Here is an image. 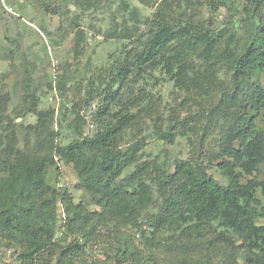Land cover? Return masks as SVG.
Instances as JSON below:
<instances>
[{
	"label": "rangeland",
	"instance_id": "374dc122",
	"mask_svg": "<svg viewBox=\"0 0 264 264\" xmlns=\"http://www.w3.org/2000/svg\"><path fill=\"white\" fill-rule=\"evenodd\" d=\"M162 1L0 0V211L5 210L0 214V264H29L35 245L53 253L42 264H248L238 236L229 246L209 232L190 237L160 227L155 217L164 195L175 193L184 180L176 172L178 160L228 185L231 179L218 164L226 159L221 150L232 128L253 115L264 130V107L254 97L264 88V65L251 51V45L264 42V0H191L188 11L180 0L175 16L191 14L210 32L230 38L219 43L222 84L217 90H182L158 70L129 78L136 95L145 90L156 102L164 129L173 127L172 140L162 139L155 131L156 115L144 117L120 142L122 151L140 150L117 182L129 195L136 179L150 184V205L141 206L132 195L129 212H109L56 149L81 142L90 156L101 152L94 138L113 120L99 112L105 89L118 87L112 74L148 36ZM107 107L111 114L118 110L116 104ZM250 178L244 175L241 181ZM257 196L264 206L260 189ZM71 205L91 215L89 228L97 235L70 230L66 208ZM259 213L257 223L264 224L261 207ZM70 242L84 246L74 261L54 246Z\"/></svg>",
	"mask_w": 264,
	"mask_h": 264
},
{
	"label": "trees",
	"instance_id": "16d2710c",
	"mask_svg": "<svg viewBox=\"0 0 264 264\" xmlns=\"http://www.w3.org/2000/svg\"><path fill=\"white\" fill-rule=\"evenodd\" d=\"M185 3L186 6L181 8L184 11L192 7L191 0H185ZM179 5L180 0H163L160 3L151 20L148 36L139 42L138 48H131L127 52V59L121 64L119 72L112 74V83H118V87L105 89V106L99 111L113 118L112 126L94 138V144L102 154L90 156L81 142L56 148L62 158L73 163L83 188L99 195V202L109 212L119 215L129 212L128 196L135 195L143 207L153 201V189L147 182L136 179L133 182L136 186L130 195L117 182L124 169L138 160L140 150L139 147L126 151L119 148L124 133L140 126L144 117L156 115L157 135L168 141L173 138V127L164 129L165 119L156 112V102L146 96L145 90L136 95L129 78L148 70H158L174 80L178 88L186 91L196 89L201 94L215 91L222 84L218 76V48L224 35L210 32L203 24L196 22V16H189L191 14L175 16ZM229 39L224 40L228 43ZM251 47L253 54H260L264 65V42L259 47L254 44ZM254 97L264 107V88L258 89ZM110 103L117 105L115 113L111 114L107 107ZM235 140L239 141L238 145L232 143ZM50 143L54 149L53 137ZM221 153L226 159L218 166L231 179L228 185L218 183L188 160L177 161L176 172L184 180L175 193L164 195L155 217L157 224L169 230L187 232L190 237H204L209 232L216 241L229 246L236 244V235L246 252L247 263L264 264V224L257 223L260 207L264 211L257 196L258 189L264 195V179H260L264 172V130L258 127L253 115L243 118L232 128ZM244 175L251 178L242 182ZM159 182L165 184L160 177ZM66 211L69 213L71 231L83 232L88 237L97 235L95 229L89 228L90 214L84 215L74 205L67 206ZM4 212L1 210L0 214ZM216 222L221 229L215 228ZM54 246L62 257L70 255L69 261L76 260L78 256L80 258L84 251V246L75 242H70L66 247ZM51 254L52 251L48 253L42 246L35 245L29 253V264H42Z\"/></svg>",
	"mask_w": 264,
	"mask_h": 264
},
{
	"label": "built area",
	"instance_id": "2783aa9c",
	"mask_svg": "<svg viewBox=\"0 0 264 264\" xmlns=\"http://www.w3.org/2000/svg\"><path fill=\"white\" fill-rule=\"evenodd\" d=\"M62 215L65 216L66 215L65 212H63ZM13 264H16V263H13Z\"/></svg>",
	"mask_w": 264,
	"mask_h": 264
}]
</instances>
